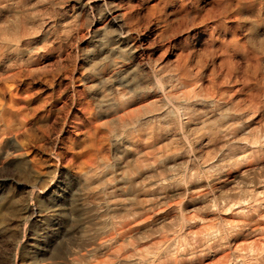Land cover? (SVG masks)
<instances>
[{
  "label": "bare ground",
  "instance_id": "6f19581e",
  "mask_svg": "<svg viewBox=\"0 0 264 264\" xmlns=\"http://www.w3.org/2000/svg\"><path fill=\"white\" fill-rule=\"evenodd\" d=\"M8 181L66 264H264V0H0Z\"/></svg>",
  "mask_w": 264,
  "mask_h": 264
},
{
  "label": "rangeland",
  "instance_id": "374dc122",
  "mask_svg": "<svg viewBox=\"0 0 264 264\" xmlns=\"http://www.w3.org/2000/svg\"><path fill=\"white\" fill-rule=\"evenodd\" d=\"M71 113L67 119L69 125L84 119L81 106L73 107ZM76 114L79 115L77 119ZM68 161L69 157L62 163V169L66 167ZM94 162H98V160L95 159ZM0 186V264H66V256L48 258L43 255L45 245L52 240L50 232L55 228V221L47 214L36 215L32 211L36 208V212L41 205H48V202L46 200L41 203L35 202L29 206L28 211H25V193L20 191V198L12 200L18 192L17 184L8 181L0 183ZM192 210H197L200 213L206 212L203 205H198L195 208L183 210V213H189ZM216 222L223 226L227 225L221 219ZM175 230H178L177 226L165 225L160 226L157 232L159 235H170Z\"/></svg>",
  "mask_w": 264,
  "mask_h": 264
}]
</instances>
